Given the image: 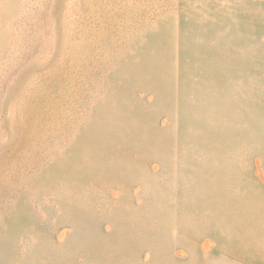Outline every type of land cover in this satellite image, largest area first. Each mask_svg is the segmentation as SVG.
<instances>
[{
	"label": "rangeland",
	"instance_id": "374dc122",
	"mask_svg": "<svg viewBox=\"0 0 264 264\" xmlns=\"http://www.w3.org/2000/svg\"><path fill=\"white\" fill-rule=\"evenodd\" d=\"M0 264H264V0H0Z\"/></svg>",
	"mask_w": 264,
	"mask_h": 264
}]
</instances>
